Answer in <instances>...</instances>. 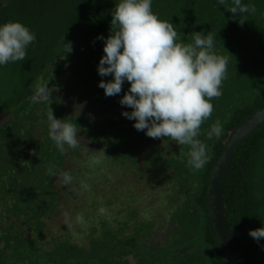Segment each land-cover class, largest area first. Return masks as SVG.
I'll use <instances>...</instances> for the list:
<instances>
[{"label":"trees","instance_id":"trees-1","mask_svg":"<svg viewBox=\"0 0 264 264\" xmlns=\"http://www.w3.org/2000/svg\"><path fill=\"white\" fill-rule=\"evenodd\" d=\"M118 2L0 0V25L20 21L36 36L26 50L25 60L0 65L10 80L4 83L0 78L1 96L5 98L4 105L0 104V197L14 188L18 193L8 198L5 207L11 215L9 224L15 223L14 229L19 231L20 242L16 247L20 264L126 263L116 260L118 255L115 259L112 250L117 249L119 255H124L126 250L143 248L141 228L147 222L140 218L139 208L123 203L128 188L123 176L127 167L122 162L128 165L132 162L135 166L143 159L153 163L164 159L173 161L178 174L184 177L177 185L185 198L167 216L171 221L176 219L178 226L174 228L178 236L190 230L196 234L182 245V251H176L175 259L193 255L201 261L195 264H227L211 220L208 185L227 139L264 107V0H242L244 4H255L257 11L238 15L226 10L218 0H152V11L161 20L173 23L178 42H191L193 32L206 35L211 31L216 53L229 58L222 95L211 101L214 111L201 129L205 132L219 119L223 132L219 139L199 137L208 145L211 159L199 171L198 178L187 166V146L183 147L182 154L170 138H150L147 130L134 128L135 120L122 115L133 110L120 104L130 88L128 81L124 82L121 93L111 97L98 86L101 80L114 79L112 75L101 77L98 65ZM231 2L226 0L228 5ZM241 19H246L242 26ZM101 35L105 40L97 39ZM68 42L72 44L71 52L65 47ZM41 83L48 84L52 90L51 99L34 104L30 97ZM49 105L55 118L70 121L78 128L77 148L66 145V152L61 154L55 147L48 134ZM159 139L169 145H165L166 152L154 157L149 153L150 145ZM52 159L58 160L57 165L69 161L68 169L73 172L74 168L69 167H76L84 178H79L73 188L69 184L63 187L41 182L35 193L33 190L31 194L26 193L23 190L26 181L21 178L32 180L39 161L46 164ZM53 167L54 172L60 171V166ZM46 173L44 178L50 176ZM262 178L264 122L239 146L223 186L226 214L239 244L242 264H264V238L257 242L249 235L250 230L264 227ZM156 187L163 189L158 184ZM139 189L144 190V186ZM38 196H42L41 200ZM168 203L171 206L173 202ZM78 215H82L83 222L77 220ZM136 216L130 230L129 219ZM70 229L73 231L69 232ZM167 243L168 240H162L156 244L159 248L154 249L166 255L165 258L173 255L166 251ZM55 244L63 246V251L56 250ZM12 250L9 247L4 256L12 257ZM2 258L0 264H4ZM12 263L11 259L5 261V264Z\"/></svg>","mask_w":264,"mask_h":264},{"label":"clouds","instance_id":"clouds-1","mask_svg":"<svg viewBox=\"0 0 264 264\" xmlns=\"http://www.w3.org/2000/svg\"><path fill=\"white\" fill-rule=\"evenodd\" d=\"M231 13L255 14V4L242 0H218ZM110 35L104 44V55L98 65L101 77L112 75L110 81L101 80L99 87L108 97L122 91L125 81L130 88L120 100L122 106L133 109L122 115L135 120L137 131H146L150 138L167 137L175 141L186 153L187 166L196 172L211 159L207 140L219 139L223 125L217 119L202 133V125L214 111L211 101L222 95V83L227 78L229 58L215 51L214 34L210 31L193 32L191 42H178V32L173 23L161 20L152 11V0H119L112 12ZM246 19H241L243 25ZM97 39L105 40L103 35ZM36 40L35 33L20 21L0 25V65L23 61L27 48ZM68 52L72 44H65ZM48 84H38L30 97L32 103H45L51 99ZM51 105V104H50ZM49 105L47 110L48 134L61 154L66 145L75 149L79 145L78 128L70 121L57 119ZM103 151V150H101ZM36 153L33 151L32 153ZM183 154V152H182ZM50 176L56 172L50 167ZM64 182H70L67 172L61 173ZM102 213L104 209L100 210ZM77 220L83 222L82 215ZM257 242L264 238V227L250 230Z\"/></svg>","mask_w":264,"mask_h":264},{"label":"flooded vegetation","instance_id":"flooded-vegetation-1","mask_svg":"<svg viewBox=\"0 0 264 264\" xmlns=\"http://www.w3.org/2000/svg\"><path fill=\"white\" fill-rule=\"evenodd\" d=\"M262 15L264 16V12L262 13ZM57 161H58L57 159H52V162L47 161L46 164H44L43 162L40 163L39 161V164H38L39 167L35 171V173H33L35 174V176H33L32 180L27 181L29 179L26 180L25 178H21L22 181H26L24 183L23 190H25V192L28 194H31L33 192L35 193V191H37L38 189L37 184L41 182H46L47 185H50V183L61 184L63 187L65 186L68 187L67 184H69V185H72V188H73V184L77 182L79 178L81 177L84 178L83 174H81L80 172L78 173V169L76 167H69V168H74L75 171L73 170V172L71 169H68V166H66V163L68 164L69 161L65 160V162L63 163L61 162L62 165H59L60 163L57 165L58 163ZM150 162H153V161L143 159L141 162L137 161V164L135 166L131 165V163L129 164L130 166H133L134 168L130 169V167H128L129 173L127 172L126 175L124 176L125 177L124 179L126 180L124 183H127L126 189L127 188L128 189H127V192L124 194V197L126 196V198L125 200L123 199V203L130 205L132 208H136L135 206H136L137 201H140L143 196L145 200H147V197H149L147 196L148 195L147 190L149 188H152L156 192L159 191L158 194L165 195V197H168V200L165 201V203L162 205V208H160L161 210L156 213L155 218L151 220L150 219L143 220L147 222L146 226L141 228V233H142L141 238L143 240L142 239L140 240H141V244H142V241L144 243V245L142 244L143 248L138 249V250L137 249L126 250L127 253L124 255H119L120 254L119 250L117 251V249L116 250L113 249L112 250V253L114 255L113 257L115 258V255H118L117 259L116 258L115 259L119 261H126V263L124 262V264H127V263L128 264H195V261H198L201 263V261H199L197 257L195 256L196 257L195 258L193 255L188 256L189 258L187 259L186 258L179 259L180 256L179 257L176 256V259H175L176 251L177 252L182 251L183 250L182 245L187 241V239L190 240L191 237L192 238L195 237V234H196L195 230H192V231L190 230L187 234L183 233L182 236H178V234L176 233L177 231L174 228L178 226L176 219L175 221H171L172 218L167 216L168 212H172L174 209L179 208L182 204V199L185 198L183 195V191L177 185L178 182L180 181L182 182L184 180L183 175L180 176L178 174L175 164L172 163L173 161H169L168 159L154 162V164H151ZM53 166H60L59 167L60 171L56 172V176H54L53 178L50 176H48L47 178H44V176L47 175L46 172H48V169L50 167L53 169L54 168ZM63 172H67L70 174L71 176L70 182H67V183L64 182L61 176V173ZM263 179L264 178H262V182H263ZM131 182H133V184ZM156 184H158L159 188H163V189L157 190ZM141 185L144 186V190L139 189ZM208 188H209V185H208ZM31 190H33V192ZM43 191H46V189H43ZM10 192L11 193H8L7 195L4 194L5 196L0 197V258L3 257L2 259L4 260V264H5V261H7L8 259L13 260L12 264H20L21 260H20V257L18 256V250L16 247L17 245H19V242H20V239H19L20 237L18 236L19 231L18 229H14L15 223L9 224V217L11 215H9L6 212L7 207H5V202L8 200V198H14L15 196H17L16 195L17 192L15 188L11 190ZM156 192L153 193V196L156 194ZM38 193H41V192L38 191ZM223 194H224V191H223ZM156 197H158V195H156ZM41 198L42 196H38V199L41 200ZM168 202H173V203L171 206L169 205V207H167V205L169 204ZM225 208H226V205H225ZM137 218L138 217L136 216L135 218L131 217L129 219V224H128L129 229L130 228L132 229V223H134V219H137ZM233 236L235 238L234 234ZM162 240L163 241L168 240L169 243L167 244L169 245L166 247V251L168 252V254L172 253L173 254L172 256L170 255V257L165 258L166 255H163L162 253L156 252V250H154L155 248H159V246L156 244L160 243ZM235 241L237 243L238 251H239V244L236 238H235ZM6 243L8 244V246ZM9 247H12L13 249L12 250L13 256L5 257L4 256V253L6 252L5 250L8 251ZM54 247L56 250L63 251V246L60 247L59 245L57 247L55 244ZM150 249H151V252H150ZM104 250H106V248H104ZM148 250H149V253H148ZM239 256H240V252H239ZM224 257H225V254H224ZM114 258L111 259L112 262L115 261ZM240 260H241V257H240Z\"/></svg>","mask_w":264,"mask_h":264},{"label":"water","instance_id":"water-1","mask_svg":"<svg viewBox=\"0 0 264 264\" xmlns=\"http://www.w3.org/2000/svg\"><path fill=\"white\" fill-rule=\"evenodd\" d=\"M264 122V108L242 123L227 140L211 174L208 188L209 210L214 230L228 264H241L238 246L228 224L223 185L243 140Z\"/></svg>","mask_w":264,"mask_h":264},{"label":"rangeland","instance_id":"rangeland-1","mask_svg":"<svg viewBox=\"0 0 264 264\" xmlns=\"http://www.w3.org/2000/svg\"><path fill=\"white\" fill-rule=\"evenodd\" d=\"M0 78H1V81L4 82V83H6L7 80H9V78H7L3 74V72L1 70H0ZM4 103H5V98L1 96V89H0V104L4 105ZM165 145L168 146L169 144L168 143H165L163 141V139H159L158 142L152 143L150 145V151H149V153L152 154V155H154V157H158V156L161 155L162 152H166L165 151ZM174 145L176 146V148L178 146V148H179L178 151L182 153V149H181L180 145L177 144L175 141H174ZM183 150H185V149H183ZM142 154L143 155H146L145 152L142 153ZM86 157H88L90 159V156H86ZM116 157H119V156L116 154ZM106 161L109 162L108 160H106ZM122 163L125 164V169L127 167V170L125 171V173L126 172L129 173L128 167H130V166L128 165V163L127 162H122ZM130 163L133 164L132 162H130ZM150 163L151 164H154L153 162H150ZM69 165L71 166L72 164L69 163ZM106 165H108V163H106ZM114 166L116 167V165H114ZM81 167L82 168H85L84 166H81ZM125 173L123 174V176L126 175ZM198 173H199V171H196L195 177H197V178H198ZM147 192H148L147 193L148 194L147 196H149V197L146 196L147 197V200H145V198H143L140 201H137L136 202V206H135L136 208H139L142 211L141 212V215H140V218H142V220H147V219H150L151 220V219L155 218L156 217V213L161 210L160 208H162V205L165 203V201L168 200V197H165V195L158 194L159 192L158 191L157 192L154 191L152 188H149L147 190ZM155 192H156V194L153 196V193H155ZM156 195H158V197H156ZM152 196H153V198H152ZM151 207H152V209H151ZM167 207H169V205H167ZM89 208H92V207H88V208H85L84 207L83 209L88 210ZM72 231L73 230H71V229L69 230V232H72ZM77 243L79 244V242H77ZM102 261H104V258H102Z\"/></svg>","mask_w":264,"mask_h":264}]
</instances>
